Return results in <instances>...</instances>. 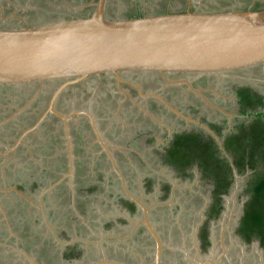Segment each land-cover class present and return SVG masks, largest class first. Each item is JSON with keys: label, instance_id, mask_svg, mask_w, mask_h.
<instances>
[{"label": "flooded vegetation", "instance_id": "af4514ba", "mask_svg": "<svg viewBox=\"0 0 264 264\" xmlns=\"http://www.w3.org/2000/svg\"><path fill=\"white\" fill-rule=\"evenodd\" d=\"M191 4L181 12H199ZM261 80L264 65L219 78H93L53 101L61 83L0 88L1 263L7 256V264H264V226L243 225L245 211L264 216V195L249 189L257 169L235 166L238 147L257 138L254 122L264 123L252 115L263 106L243 110L240 89L264 103ZM177 138L192 147L182 143L185 156L175 158L182 169L169 158ZM206 147L213 157L204 162L230 173L203 172L193 153ZM243 174L251 180L239 188ZM218 179L229 181L226 192L216 190ZM186 216L197 222L185 224Z\"/></svg>", "mask_w": 264, "mask_h": 264}, {"label": "water", "instance_id": "95a60500", "mask_svg": "<svg viewBox=\"0 0 264 264\" xmlns=\"http://www.w3.org/2000/svg\"><path fill=\"white\" fill-rule=\"evenodd\" d=\"M105 6L96 0L85 18L0 28V88L61 83L53 101L93 78H219L264 65V0L252 11L130 19L107 18Z\"/></svg>", "mask_w": 264, "mask_h": 264}, {"label": "rangeland", "instance_id": "374dc122", "mask_svg": "<svg viewBox=\"0 0 264 264\" xmlns=\"http://www.w3.org/2000/svg\"><path fill=\"white\" fill-rule=\"evenodd\" d=\"M95 1L96 0H59L58 2L57 0H0V12L3 13L2 16L0 17V28L6 29V26L20 27L22 24L19 22V19L22 20L23 22H27V24H37L38 22L46 24L52 21H57V19L59 20L60 18L62 19L85 18V17H88L90 13L92 12ZM190 1L192 2L191 8L193 7L195 11H203L204 8H206L209 11H215V12L226 11V10L245 11L248 9L252 11V10H257L259 5H261L259 3V1L261 0L259 1L258 0L257 1L255 0H190ZM187 2L188 0H107L105 15L108 18H114L115 15L118 14L125 19H128V18L130 19L134 15L139 16L141 14L142 15L143 14L150 15V14H155V13L159 14L165 10L170 11V12H175V11L181 12L186 9ZM202 2H205L206 4H202ZM11 8L13 12L12 15L15 17L17 16L18 21H15L16 19L14 17H10V16L7 18L4 17V13L9 14L11 11H8V10H11ZM11 19H15V20H11ZM236 81L239 82L238 84H241L240 83L241 80L240 81L235 80V82ZM261 82L264 83V80H261ZM258 87H260L259 89L264 92V85L260 84L258 85ZM79 89L81 90V88ZM252 115L254 117L256 116L261 117L264 120V109L259 110L258 112H254ZM246 116L251 117L250 115H246ZM118 142L119 141H116L115 143L116 147L118 148L123 147L125 149L130 148L127 145L126 141H120L121 143H118ZM125 156L128 157L126 154ZM154 156L156 157V155ZM117 158H120V157L117 156ZM130 158H133V157L131 156ZM134 163L135 165H133V167L136 166L135 161ZM117 168L119 172H124V173H126L128 169L126 166L124 167L123 165H118ZM243 177L245 178V180L241 182V186H239V188H242L243 186L244 188H246L247 184L251 180V177L247 174H243L242 179ZM28 183L29 181H26L25 185H28ZM198 187H202V186L198 184ZM89 188L92 190L94 189V182L92 185L89 186ZM78 195L81 196L80 193H78ZM237 199L238 197L236 196L234 200H231V201H234V204L230 205L229 208L233 209L235 204H237L238 202ZM76 202L79 203L77 199H76ZM191 208L192 207H190L188 210L184 208L183 210L195 212V210L199 209L198 206L197 207L194 206V210H192ZM12 217L14 216L12 215ZM58 217L60 220L63 219L61 215H59ZM21 218L22 216L20 214L19 219ZM12 219L16 220V218H12ZM183 219H184V223L190 226H193V224L197 222V221H193L192 216H189V217L186 216V217H183ZM50 220L51 219H48L49 222ZM68 228L71 229V225H69V227H63L59 231V236L61 238L63 236L60 233L65 232V231L68 232L67 231ZM75 232L78 234H82L83 231L82 229H78ZM50 244L51 243H46L47 246L51 247ZM38 258L41 260H45L44 258L39 257V256ZM0 259H3V257H0ZM29 259H31V257H29ZM9 261L10 259L7 258L6 256L4 257V261H2V263L7 264ZM2 263L0 261V264Z\"/></svg>", "mask_w": 264, "mask_h": 264}, {"label": "trees", "instance_id": "16d2710c", "mask_svg": "<svg viewBox=\"0 0 264 264\" xmlns=\"http://www.w3.org/2000/svg\"><path fill=\"white\" fill-rule=\"evenodd\" d=\"M240 94L242 96L241 98V107L243 110H253L259 106L264 107V103H262V97L259 96L258 94H255L252 89L250 88H242L240 89ZM253 124V123H252ZM254 124L259 125V129L257 128V138L253 142H245L243 148L238 147L239 149L237 150L236 153V158L239 159V162L235 164V166L238 168V172L242 173L244 170V167H248L250 170L257 169V173L254 174L255 179L253 182L250 183L249 189L252 190L254 193V196L257 197H263L264 195V123H260L258 121H255ZM183 138H177L176 143L173 145L172 150L170 151V160L172 163H175V158L177 155L180 157L184 153V146L182 143H185V145L188 148H192L190 146V143L188 141H182ZM198 145V143H196ZM200 148V146L198 147ZM197 148V150H199ZM208 147L204 148L200 153L197 154L195 151L193 154H196V158L201 157L202 163H200L199 167L203 170L205 174H213V175H218L221 173H230V167L227 166L226 164H219L215 163L212 160V163L210 164L209 162H204L203 157H206V155L210 156L212 159V153L210 154L208 152ZM203 152V153H202ZM234 152V151H233ZM206 154V155H205ZM199 155V156H198ZM185 155H183L184 157ZM253 157H257L258 161L257 163H254ZM247 160V161H246ZM184 163H175V167L183 168L185 166ZM174 165V164H173ZM216 182V190L226 192L228 188L229 181L227 180H222L218 179ZM224 183V184H223ZM253 216V217H252ZM244 230L248 227H260L264 226V216L261 213L256 214H250L248 211H245V216H244Z\"/></svg>", "mask_w": 264, "mask_h": 264}, {"label": "crops", "instance_id": "0c3cea01", "mask_svg": "<svg viewBox=\"0 0 264 264\" xmlns=\"http://www.w3.org/2000/svg\"><path fill=\"white\" fill-rule=\"evenodd\" d=\"M190 3H192L191 1H190ZM143 4H144V2H143ZM202 4H206L205 2H202ZM164 11H162L161 13H163ZM199 12H201V11H199ZM210 12V11H209ZM212 12H215V11H212ZM157 15H159V14H157ZM141 16H154L153 14H150V15H139V16H132L131 18H137V17H141ZM118 19H125V18H123V17H120V18H118ZM57 21H59V20H57ZM57 21H52V22H57ZM52 22H50V23H52ZM46 24H48V23H46ZM37 25H42V24H37Z\"/></svg>", "mask_w": 264, "mask_h": 264}]
</instances>
